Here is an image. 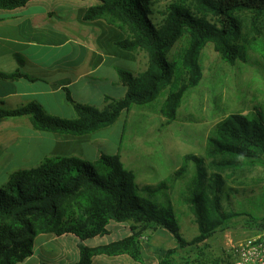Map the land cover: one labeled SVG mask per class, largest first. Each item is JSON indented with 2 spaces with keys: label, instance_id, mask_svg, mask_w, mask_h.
I'll return each instance as SVG.
<instances>
[{
  "label": "trees",
  "instance_id": "1",
  "mask_svg": "<svg viewBox=\"0 0 264 264\" xmlns=\"http://www.w3.org/2000/svg\"><path fill=\"white\" fill-rule=\"evenodd\" d=\"M30 1L0 0V9L15 10ZM96 1L97 5L83 11L82 21L104 20L119 28L122 36L116 46L130 59L137 50L146 51L147 70L136 75L119 68V81L127 90L126 96L107 97L103 110L76 102L65 89L67 101L75 108V119L51 115L33 102L15 109L0 107V121L28 117L39 132L83 137L114 125L122 114L135 107L149 106L163 93L166 99L161 112L169 121L175 120L185 96L203 79L200 56L204 48L213 44L231 65L245 61V47L250 43L244 39L240 15L249 13L256 20L264 17V0ZM163 1L170 4L159 22L153 7ZM125 29L129 37L123 33ZM185 35L189 46L178 61H170L169 52ZM0 78L38 81L21 72L0 73ZM206 154L208 164L188 155L177 173L154 187L138 186L136 175L125 168L119 155L103 154L97 164L78 157L56 156L46 158L36 168L13 173L0 189V264H20L30 258L40 234H73L83 242L106 235L112 222L130 224L132 235L97 248L81 244L80 260L75 264H91L96 254H129L139 259L142 236L158 229L173 234L180 247L203 242L217 230L230 227L231 220L237 217L224 212V180L220 173L239 170L247 162L264 165V110L255 109L248 115L230 114L218 122L208 138ZM190 163L195 164L196 173L184 190L183 202L196 219L199 235L186 241L173 207L166 208L150 199L168 191L169 185L185 175ZM245 228L264 232V218L246 221Z\"/></svg>",
  "mask_w": 264,
  "mask_h": 264
},
{
  "label": "rangeland",
  "instance_id": "2",
  "mask_svg": "<svg viewBox=\"0 0 264 264\" xmlns=\"http://www.w3.org/2000/svg\"><path fill=\"white\" fill-rule=\"evenodd\" d=\"M47 1L61 3L64 0ZM87 4L84 2V5ZM169 4V1H163L153 7L156 20L162 21ZM240 17L244 25V39L250 43L245 47L246 60L231 65L215 51L213 44H208L200 56L203 79L197 88L185 96L175 120L169 121L161 112L166 99V93H163L149 106L135 107L122 114L114 125L88 135L89 141L74 142L71 146H56L52 143L32 150L30 162H24L19 157L22 156V149L18 147L6 152L2 149L0 189L9 182L13 173L38 167L44 154L74 153L91 164H97L103 154L119 155L125 168L134 172L136 183L141 188L154 187L167 181L181 169L188 155L204 159L208 164V138L218 122L230 114L248 115L255 109L264 110V17L256 20L249 13L241 14ZM123 33L129 37L127 29ZM188 46L189 38L185 35L169 52L170 61H178L179 55ZM69 48L66 46L57 50L62 52ZM48 49L52 54L57 51L52 47ZM111 64L138 75L147 70L149 55L144 50H137L131 59L109 58L102 74L93 76L95 80L89 79L78 84L80 96L91 100L98 110L105 108L101 93L117 96L115 87L108 86L114 85L115 80ZM86 85H91V90ZM245 164L239 170L220 173L224 180L221 195L224 212L237 215L231 220L230 227L237 225L245 228L246 221L264 218V165L258 162ZM209 172L212 173V170ZM195 173L196 166L190 163L185 175L174 185H169L168 191L164 190L150 199L166 208L173 207L185 239L199 235L196 219L183 202L184 190ZM141 196L149 199L146 195Z\"/></svg>",
  "mask_w": 264,
  "mask_h": 264
},
{
  "label": "crops",
  "instance_id": "3",
  "mask_svg": "<svg viewBox=\"0 0 264 264\" xmlns=\"http://www.w3.org/2000/svg\"><path fill=\"white\" fill-rule=\"evenodd\" d=\"M84 2L88 4L84 5ZM97 4L96 0H64L61 3L32 0L15 10L0 9V73L21 72L38 79L30 82L0 78V107L15 109L35 102L51 115L75 119L76 111L67 101L65 89L76 102L96 107L91 100L80 96L78 84L95 80L93 76L102 74L109 58H127L115 44L122 36L119 28L104 20L94 23L82 21L83 11ZM66 46H70L68 51L57 50ZM49 47L57 50L55 54L48 51ZM110 66L115 80L114 85L108 86L115 87L117 96L101 93L105 106L107 97L122 99L127 92L119 81L118 70L121 67L117 64ZM86 86L91 90V85ZM49 134L35 130L28 117L0 121V153L2 149L6 152L18 147L22 149L19 157L30 162L32 150L52 143L71 146L74 142L89 141L90 137ZM56 156L80 157L74 153L44 154L39 163ZM261 234L234 225L217 230L195 246L180 247L173 234L158 229L142 236L139 259L129 254H96L91 264H233L240 256V245L256 240ZM131 235L130 224L115 222L109 225L106 235L83 242L73 234H40L35 239L33 255L20 264H75L80 260L81 244L97 248ZM196 236L192 239L182 237L192 241Z\"/></svg>",
  "mask_w": 264,
  "mask_h": 264
},
{
  "label": "built area",
  "instance_id": "4",
  "mask_svg": "<svg viewBox=\"0 0 264 264\" xmlns=\"http://www.w3.org/2000/svg\"><path fill=\"white\" fill-rule=\"evenodd\" d=\"M239 254L233 264H264V232L256 240L240 245Z\"/></svg>",
  "mask_w": 264,
  "mask_h": 264
}]
</instances>
